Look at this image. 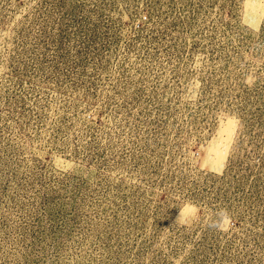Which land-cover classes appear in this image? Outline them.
Masks as SVG:
<instances>
[{"label":"rangeland","instance_id":"rangeland-1","mask_svg":"<svg viewBox=\"0 0 264 264\" xmlns=\"http://www.w3.org/2000/svg\"><path fill=\"white\" fill-rule=\"evenodd\" d=\"M0 264H264V0H0Z\"/></svg>","mask_w":264,"mask_h":264},{"label":"clouds","instance_id":"clouds-1","mask_svg":"<svg viewBox=\"0 0 264 264\" xmlns=\"http://www.w3.org/2000/svg\"><path fill=\"white\" fill-rule=\"evenodd\" d=\"M217 215L220 218V221L226 220L228 219V214L226 210H222L220 213H217ZM182 216V211L179 212V216L177 219L181 218ZM211 227H215V228H219L220 227V222H213L210 224Z\"/></svg>","mask_w":264,"mask_h":264},{"label":"trees","instance_id":"trees-1","mask_svg":"<svg viewBox=\"0 0 264 264\" xmlns=\"http://www.w3.org/2000/svg\"><path fill=\"white\" fill-rule=\"evenodd\" d=\"M159 5V4H158ZM159 8H160V5H159ZM144 18H146V17H144Z\"/></svg>","mask_w":264,"mask_h":264}]
</instances>
